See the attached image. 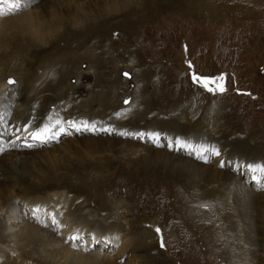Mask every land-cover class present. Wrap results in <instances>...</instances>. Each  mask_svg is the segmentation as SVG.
Segmentation results:
<instances>
[{"label":"rangeland","instance_id":"obj_1","mask_svg":"<svg viewBox=\"0 0 264 264\" xmlns=\"http://www.w3.org/2000/svg\"><path fill=\"white\" fill-rule=\"evenodd\" d=\"M69 1L75 11L70 27L58 10L33 18L11 7L8 0L0 3L12 8L8 15L21 18L0 22V89L37 80L31 77L37 69L47 71L50 79L54 73L46 69L49 59L71 56L69 73L61 84L84 100L88 110L94 108L90 115L100 113L104 121L113 118L108 127L127 135H86L70 165L64 167L58 157L49 163L57 176L70 174L79 183L53 186L48 181L47 194L36 196L50 202L62 195L64 203L51 206L62 210L58 216L65 219V227L69 221L102 236L111 231L114 237H108L105 249L117 237L116 244L102 251L103 257L74 263L72 255L53 259L55 249H43L41 238L65 237L56 234L54 224L46 222L50 237L20 229L13 239L4 236L8 227L0 226V254L11 253L6 260L0 257V264H124L127 257L121 251L126 238L131 246L132 238L142 245V253L153 264L164 260L165 264H264V172L243 165L264 164V0H101L91 7L87 5L94 2L88 0ZM32 20L40 26L32 27ZM73 28L78 30L74 35L64 34ZM48 41L51 49L37 46ZM39 56L47 60L36 62ZM193 72L223 74L226 91L208 92L193 81ZM55 77L60 79V73ZM10 79L15 83L10 84ZM121 109L127 112L119 120ZM158 128L163 141L153 146L149 138ZM165 131L182 143L205 144L200 155L210 157L201 160L180 147L164 146ZM35 133L36 129L25 127L19 148H32ZM212 141V147L206 146ZM216 145L241 160L233 171L227 169L232 162L227 156L221 157L219 165L213 158L211 149ZM42 166L26 167V171L41 176ZM3 190L0 210L6 200L17 197L5 209L7 213L0 211L5 224L7 215L19 210L27 195L16 188ZM27 213L21 210L23 222L29 218ZM83 235L80 247L86 244ZM71 241L68 236L63 243ZM103 241L95 240L93 252L100 253ZM40 255L45 256L42 261Z\"/></svg>","mask_w":264,"mask_h":264},{"label":"bare ground","instance_id":"obj_2","mask_svg":"<svg viewBox=\"0 0 264 264\" xmlns=\"http://www.w3.org/2000/svg\"><path fill=\"white\" fill-rule=\"evenodd\" d=\"M88 1L94 2L93 4L87 5V6L91 7L92 5H95V6L98 5L99 6L100 5L99 2L101 0H88ZM102 1H103L102 3H104V1L106 2L107 0H102ZM78 2H79V0H76L74 3H78ZM17 4H19V8H21L19 11L25 10V12L28 13V14H26L27 17L31 16V17L35 18V17H37L36 15H38L40 12L44 13V12H49L52 10H58V12L60 14V19L61 20L64 19V22L67 25V27L72 26L75 22V21H73V19L71 17V16H73V13L75 14V11L72 10L73 7L72 8L70 7L72 2H70L69 0H17ZM95 6H93V7H95ZM11 9L12 8L10 7L9 11H11ZM19 11H17V12H19ZM17 12H15V13H17ZM62 13H63V15H61ZM61 16H63V17L61 18ZM14 18H16V17L11 15V14L8 16H5V17L0 16V22H1V20H10V19H14ZM17 18H20V17L17 16ZM50 18L52 19V17H50ZM27 19L23 18L22 20L26 21ZM30 20H28V22ZM42 21L44 22L45 20H42ZM35 22L34 21H33V23L31 22L33 25L32 27L40 26V24L36 25ZM42 27H43V25H42ZM53 28H57V24H54ZM36 30L38 31L37 28H36ZM58 30H59V28H58ZM41 31L43 32V30H41ZM75 31H78V30L73 28V30H71L69 32L64 31V34L74 35ZM48 32H50V31L48 30ZM41 33L39 34V36L41 35ZM36 37H37V35H36ZM57 41L60 42L59 40H57ZM49 42L50 41H48L46 43H40L37 46H41L44 49H46V48L51 49L52 46H49V47L47 46L49 44ZM53 42L54 41H52V43ZM43 60H47V59L44 57L40 58V56H39L37 58L36 62L37 61H43ZM70 65H71V56L70 55L58 54L55 59H49V63H47V65H46L47 70L53 69L54 74H53L52 78L48 79L47 71H44V69H39V70L37 69V71H35L31 74V77L36 76L37 80L29 82L28 84H25V83L21 84L16 89H12L11 87L0 89V170H2V172L0 173V196H1V191L3 190V188L5 190L6 189L9 190L10 188H16V189H19V191L20 190L23 191L24 194L27 195V200L23 202L22 207L19 208V210L18 209L14 210L12 213L10 212V214L7 215L5 224H4V222H2L0 220V226L1 227H8L5 230L6 235H4V236L6 238L8 237L9 239H13L14 237H16L17 231L20 229H21V233L30 231V234L33 233L34 235H36V234L39 235V233L42 231V234H45V235L48 234V237H50V233L45 228L47 225L46 222L48 224H51V225L54 224L58 230V232L56 234L59 235L62 233L63 235H65L64 238H66L68 236L69 237H73V236L78 237V239H75V243H74L73 239L71 242L67 243L70 246H73V245L78 246V248L75 250L73 247L70 248L67 244L63 243L64 238L58 236V238L57 237L56 238L51 237V238L46 239V240H45L46 237L41 238L43 241V244H44L43 249H47V250H51L52 248L55 249V251H56L55 255L50 256V258L53 257V259H56L59 255V256H61V258L67 259L69 256L72 255L75 258V260L74 259H71V260H73L74 263H77V262H82L83 260L100 258L103 255L102 251H104V250L107 251L108 249H110V246L116 244L117 237L113 238V239L111 237L112 241L109 243L110 246H109V248L105 249V246L109 241L108 237H110V235L114 237L113 232L110 231V233L108 232V234L102 236L99 231L90 230V232H86L87 230L85 228H83L82 226H78V227L76 226L75 227V225H74L75 223L72 224L69 221H68L69 224L66 225V227H65L63 225L64 224L63 221L65 219L62 221V220H60V218L58 216L59 212L61 213L62 210H59L58 209L59 207L51 206V204H53V205L63 204L64 203V197L62 195H57L55 199L50 200V202H51L50 203V202H47L46 198L43 199L40 196H36V195L38 193H41V192L47 194V191H45V190L47 189L46 184L48 183V181H49V183H50V181L53 182V186L56 184L65 185V183H67V184L71 185L74 182L79 183L78 180L72 179L70 174H62L61 176H57L56 173H53L54 170H53V168L50 167V164H49L52 158H56V157L61 158L62 162H64V167H67L68 165H70L71 159L74 157V155L77 153V150L79 149L78 144L82 141L81 139L86 137V135L88 137L96 138L98 136L104 137L105 135L110 134L112 136L114 135L113 137H115L116 135H121V134L127 133V132L122 131L121 129H118L117 127L114 128V126L108 127L111 125L110 121H115L113 118H111L110 121L109 120L104 121L100 118V115H101L100 113H98L96 115H90L89 112L93 111L94 108H93V110L92 109L88 110L86 107H84V100L79 99V97L75 96V93L73 91H70V89H68L67 87H64L61 84L62 81H64V79L66 78L67 74L69 73ZM38 68H41V67L38 66ZM56 72L60 73V75H61L60 79H57L55 77ZM98 110H99V108H98ZM121 110L122 111H120L119 115H118L119 120H122V116L125 115L127 112L123 109H121ZM109 116H111V115H109ZM106 117H108L107 114H106ZM114 118H115V116H114ZM137 121L139 122V120H137ZM140 121L143 122L144 120H140ZM25 127H27V129L34 128L37 130V133H41V132H43V130L45 128H48L49 131L46 133L48 138L46 140L33 141V146L30 149H20L19 147L22 145V142H21L22 140L20 138L23 136V134L25 132ZM63 132H65L66 134L63 135L62 138H59L58 137L59 134H61ZM167 132L166 131L164 132L165 133L164 139L166 140V143L164 144V146H166V147H169V146L175 147L176 146V148L180 147L181 150H183L184 152H188L189 154L198 156L201 160H203L202 157H204V156L207 158L210 157V155H206V154H203L204 156L200 155L201 152L199 150H201V146H203L205 144H201V143H198L196 141L190 142V143H182L181 139L179 137H177L175 135H173V136L169 135V134H167ZM78 133H82V135H84V136L81 137V136H79ZM74 134L76 135V137L74 136ZM160 134H161V130L158 128V129H155V131H153V134L150 135L149 141L151 142V140H152L153 146H154V144H159V143H161V141H163V139L159 138ZM124 136H125V134H124ZM145 138H147V137L141 136V139H145ZM230 143H232V142H230ZM211 144L213 145L214 142L212 141V142H210V144H206V146L212 147ZM10 146H11V148H9ZM217 148H221V147L216 145L215 149H217ZM239 148H241V147H239ZM231 149H233V148L231 147ZM236 151H237V149H236ZM225 152L227 154L230 151L225 150ZM225 152H223V150L221 148V152L219 153V155L213 154L214 155L213 158L215 159V161L219 165V164H221V157L227 156L228 157L227 160L232 161L229 164V166H227V169L230 171L231 170L233 171V169L238 166V163L241 160L236 159L237 158L236 154H235V156H232V153L230 152L231 154L226 155ZM232 152H235V151H232ZM35 163L40 164V166L43 165L41 168H39L40 170L44 171V172L42 171L41 176H38L34 172H31L28 170L26 171V167L34 168L36 165H38ZM215 165H216V163H215ZM243 165L247 166L248 164L244 163ZM243 165H241V166H243ZM198 166H200V165L198 164ZM245 168H246V170L249 169V167H245ZM65 169H67V168H64L63 170H65ZM216 170H217V168H216ZM51 176H53V177H51ZM22 179H24V180H22ZM84 182H86V181L84 180ZM4 184H7L8 186H2ZM84 185L87 187V184H84ZM80 186H81V184H80ZM5 192H7V191H5ZM15 194H16V192H15ZM10 195L12 196V194H10ZM20 195H21V193H20ZM16 200H17V197H10L8 200H6L4 202V206H3L4 209H2V210L8 209V207ZM31 200H33V201H31ZM238 202H236V203H238ZM239 207H240V204H239ZM2 210H0V211H2ZM21 210H25L28 212L26 217H29V218H25L24 222L22 221L23 218H22ZM233 212H235V211H233ZM6 213H7V211H6ZM6 213L3 216H5ZM223 217H225V216H223ZM55 218H57V220H55ZM54 220H55V223H53ZM9 222H11V224ZM113 230L114 229H112V231ZM52 235H54V234L52 233ZM82 235L86 238L84 240V242L86 241V244L83 245L82 247H80L78 240ZM99 235H101V236L99 237ZM39 236H41V235H39ZM97 237H98V239H97ZM103 239H104V241H103L104 244H103L102 248L99 250L100 253L99 252L98 253L93 252V250L96 249L94 247L95 246V240L101 241ZM123 240L125 242H124L123 246L121 245L123 248V250L121 252H123V254H125L127 257L126 263H124V264H153L154 263L151 260H149V257H147L148 255L145 256L144 255L145 253L144 254L142 253V251L140 249V247L142 245L139 246V243L137 244L133 238H132V241L134 242V246H131V245H133V243L130 245L131 242L128 238L123 239ZM14 241H15V239H14ZM22 242L23 241H21V242L19 241V243H22ZM32 242H33V240H32ZM35 243H37V242H34V244ZM24 245H22V246H24ZM16 246H18V245H16ZM40 247H42V246H40ZM35 248L36 249L38 248L37 245L35 246ZM30 249H31V247H30ZM15 250H16V248H15ZM26 250H27V248H26ZM18 251H20V250H18ZM30 252H31V250H30ZM6 253H8V255H11L10 252H6ZM19 254H21V253H19ZM8 255H6V257H5V253H1L0 257H2L4 260H6L9 257ZM16 255H18V254H16ZM105 255H104V258L107 257ZM24 256H27V255H24ZM40 256H41L40 260L42 261L43 257H45V256H42V255H40ZM27 258L28 257H25V259H27ZM117 258L121 259V255ZM243 258H245V257H243ZM106 260L109 262V260L107 258H106ZM0 261H1V258H0ZM13 261L16 262V260H14V259H13ZM37 261L39 262V259ZM31 262L32 261L30 260V263ZM165 262H166V260H164V264H165ZM17 263H20V262L18 261ZM21 263L25 264V262H21ZM155 263H156V261H155Z\"/></svg>","mask_w":264,"mask_h":264},{"label":"snow or ice","instance_id":"obj_3","mask_svg":"<svg viewBox=\"0 0 264 264\" xmlns=\"http://www.w3.org/2000/svg\"><path fill=\"white\" fill-rule=\"evenodd\" d=\"M3 0H0V3H2ZM8 3L10 4L11 7L13 8H17L19 7V4L15 3V0H8ZM0 14H2V9H0ZM189 67L191 68L192 65L191 63L189 64ZM125 76H128L129 73L125 72L124 73ZM192 79L195 83L200 84L202 87H204L208 92L211 93H216V92H220L223 93L226 91V87H225V76L222 74L220 76H204V75H197L195 72H193L192 75ZM10 84L15 83V81L13 80H9ZM247 95H250V93H246ZM125 103H127V101H125ZM49 131L48 128H45L43 130V132L41 133H35L34 138L37 140H46L48 137L46 135V133ZM125 135H127V133H123ZM204 151H207V149H205ZM211 151L213 152V154L215 155H219V151L215 148H212ZM204 159H207V157H202ZM247 167H249L250 169L256 170L259 169L260 171L264 172V164L261 165H252L249 164L247 165ZM53 223H55V220L53 221ZM157 232L160 231L159 228L156 229ZM70 239H78V237L73 236L70 237ZM75 247V245H73ZM163 241H161V247H163ZM87 250V249H86Z\"/></svg>","mask_w":264,"mask_h":264},{"label":"water","instance_id":"obj_4","mask_svg":"<svg viewBox=\"0 0 264 264\" xmlns=\"http://www.w3.org/2000/svg\"><path fill=\"white\" fill-rule=\"evenodd\" d=\"M124 73H125V71H124ZM127 73H129V72H127ZM129 77L131 76V74L129 73V75H128Z\"/></svg>","mask_w":264,"mask_h":264},{"label":"clouds","instance_id":"obj_5","mask_svg":"<svg viewBox=\"0 0 264 264\" xmlns=\"http://www.w3.org/2000/svg\"><path fill=\"white\" fill-rule=\"evenodd\" d=\"M127 77V76H126ZM131 135V134H130ZM146 141V140H145Z\"/></svg>","mask_w":264,"mask_h":264}]
</instances>
